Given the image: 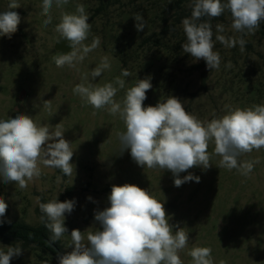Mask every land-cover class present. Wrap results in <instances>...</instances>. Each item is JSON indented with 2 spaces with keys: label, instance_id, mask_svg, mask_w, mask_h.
<instances>
[{
  "label": "rangeland",
  "instance_id": "obj_1",
  "mask_svg": "<svg viewBox=\"0 0 264 264\" xmlns=\"http://www.w3.org/2000/svg\"><path fill=\"white\" fill-rule=\"evenodd\" d=\"M9 2L0 0V12L9 10ZM18 2V26L26 36L17 30L11 39L0 37V120L26 114L38 126L47 125L52 131L60 123L64 139L74 150L70 163L75 167L73 175L67 177L60 169L41 164V175L23 189L0 178V197L8 205L0 219L36 227L41 202L74 199V210L65 214L68 231L55 241L67 254L73 250V229H79L86 242L88 232L100 228L94 213L110 206L107 197L112 186L134 184L164 202L169 223L188 233L187 246L178 253L183 264H193L189 253L194 247L211 248L213 264H264V148L238 158L258 161L244 176L237 169L219 167L221 157L214 154L215 144L210 141L211 166L180 173L181 178L189 172L199 176L200 182L176 187L171 171L137 165L130 149L121 153L119 134L126 126L118 114H109L107 108L94 109L73 93L77 84L103 86L128 69L132 75L121 77L125 87L117 91V102L123 101L127 89L138 79L150 77L152 88L146 92L145 107L175 96L188 113L203 122L235 108L262 104L264 22L254 33H239L231 27L229 11L211 19L213 50L219 52L221 62L218 70H210L203 59L194 61L182 50L186 36L181 21L191 15L193 0H68L61 7L54 0L49 13L52 21L47 26V17L41 14L42 0ZM77 4L84 5L91 24L84 43L90 45L99 37L100 45L75 67H57L52 57L67 52L55 49L59 37L55 26L61 14L74 13ZM137 13L145 23L139 32L133 18ZM217 24L224 26L226 37L243 38L244 51L239 44L226 48L217 41ZM104 57L111 67L93 79L91 72ZM46 100H52L51 110L43 106ZM7 246L0 242V249L7 251ZM15 246L22 254L13 257L10 264H58L48 252Z\"/></svg>",
  "mask_w": 264,
  "mask_h": 264
},
{
  "label": "clouds",
  "instance_id": "obj_2",
  "mask_svg": "<svg viewBox=\"0 0 264 264\" xmlns=\"http://www.w3.org/2000/svg\"><path fill=\"white\" fill-rule=\"evenodd\" d=\"M53 2L42 0L41 14L47 17L45 26L52 21L49 13ZM67 2L55 0L57 7ZM20 6L18 0H10L9 10L0 12V37L11 39L17 32L21 17L15 9ZM190 6L191 15L181 21L186 36L182 50L194 61L203 59L210 70H218L221 62L219 52L213 50L211 19L227 10L232 17V29L239 33H254L264 22V0H226L223 3L222 0H193ZM133 18L136 30L143 31L142 15L137 13ZM88 21L82 4L76 5L74 13L61 14L55 26L59 33L57 43L64 40L72 50L52 57L57 67H75L100 45L99 37H94L90 45L84 43L91 29ZM215 27L217 41L226 48L239 44L244 51L246 41L243 38L226 37L222 34L225 31L222 24ZM110 67L108 58L104 57L92 70V78L101 76ZM131 75L128 69H122L121 76L114 82L103 86L80 83L73 88V93L94 109L107 108L109 114H118L124 121L126 131L119 134L121 153L130 149L137 165L171 171L176 187L190 181L200 182L199 176L189 172L181 178L180 173L193 167L207 169L211 166L207 150L210 141L215 144L214 154L221 157L219 167L237 169L244 176L252 171L258 161H239L238 158L253 149L264 148V103L235 108L219 118L203 122L188 113L175 96L145 107L146 92L152 88L150 77L138 79L127 89L123 101L117 102L114 99L117 91L125 87L121 77ZM51 101L43 102L48 110H51ZM63 133L60 123L52 131L47 125L38 126L32 116L26 114L0 120V178L5 183L14 182L19 188H26L28 181L41 175V164L60 169L64 176L71 177L75 167L70 163L74 150ZM57 179L59 181L60 177ZM107 199L110 206L94 213L100 228L88 232L86 242L82 232L73 229L70 234L73 250L59 256L58 264H183L178 253L187 246L189 236L183 227L169 223L164 202L134 184L113 185ZM75 203L74 199L61 202L56 198L39 204L43 213L41 220L47 218L45 226L53 241L67 233L65 214H71ZM7 207L0 197V218L5 216ZM211 251L209 247H194L189 255L193 264H213ZM21 254L19 246H7V251L0 249V264H10L13 257Z\"/></svg>",
  "mask_w": 264,
  "mask_h": 264
},
{
  "label": "trees",
  "instance_id": "obj_3",
  "mask_svg": "<svg viewBox=\"0 0 264 264\" xmlns=\"http://www.w3.org/2000/svg\"><path fill=\"white\" fill-rule=\"evenodd\" d=\"M99 11L100 9L97 10V12ZM180 21L181 20H179V22ZM18 31L23 37L26 36L19 26ZM37 213L40 217V224L36 227L22 222L3 220V223H0V242L8 246L20 244L23 249L36 247L41 251L50 253L58 262L59 255L45 243V240H50L58 249H60L63 255L66 253L57 242L51 239V232L45 226L47 218L45 217L43 221L41 220L43 213H41L39 207Z\"/></svg>",
  "mask_w": 264,
  "mask_h": 264
},
{
  "label": "water",
  "instance_id": "obj_4",
  "mask_svg": "<svg viewBox=\"0 0 264 264\" xmlns=\"http://www.w3.org/2000/svg\"><path fill=\"white\" fill-rule=\"evenodd\" d=\"M55 49L63 51V52H70L72 49L67 45V42L64 40H60L56 43ZM45 243L49 245L51 249H53L59 256H63L60 249H58L50 240L46 239Z\"/></svg>",
  "mask_w": 264,
  "mask_h": 264
}]
</instances>
